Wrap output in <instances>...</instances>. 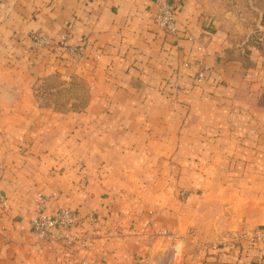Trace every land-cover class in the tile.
<instances>
[{
  "label": "crops",
  "instance_id": "0c3cea01",
  "mask_svg": "<svg viewBox=\"0 0 264 264\" xmlns=\"http://www.w3.org/2000/svg\"><path fill=\"white\" fill-rule=\"evenodd\" d=\"M165 1L0 0V264H264V0Z\"/></svg>",
  "mask_w": 264,
  "mask_h": 264
},
{
  "label": "built area",
  "instance_id": "2783aa9c",
  "mask_svg": "<svg viewBox=\"0 0 264 264\" xmlns=\"http://www.w3.org/2000/svg\"><path fill=\"white\" fill-rule=\"evenodd\" d=\"M157 4L158 11L154 17L155 23L165 33L176 35L178 32L176 20L177 4L173 1L168 2L165 0H157ZM33 43L35 48L53 45L48 37L40 33H35L33 35ZM54 46L63 48L66 53H69L73 57H78L82 51L79 47H71L65 38ZM206 69L208 68L206 67ZM204 79L205 73L202 71L197 75L196 80L202 82ZM0 169H3L1 165ZM48 201V196L42 194L37 196L38 214L31 221L34 234L39 240L45 243L74 244L78 239L71 233V229L82 225L84 220L76 211L68 207H59L54 212L48 213L46 211ZM7 205V198L0 193V212H2ZM241 239H246L253 245L264 244V229H256L248 233H239L234 236L233 240L234 242H238Z\"/></svg>",
  "mask_w": 264,
  "mask_h": 264
},
{
  "label": "rangeland",
  "instance_id": "374dc122",
  "mask_svg": "<svg viewBox=\"0 0 264 264\" xmlns=\"http://www.w3.org/2000/svg\"><path fill=\"white\" fill-rule=\"evenodd\" d=\"M233 6V5H232ZM234 7V6H233ZM164 264V263H163Z\"/></svg>",
  "mask_w": 264,
  "mask_h": 264
}]
</instances>
